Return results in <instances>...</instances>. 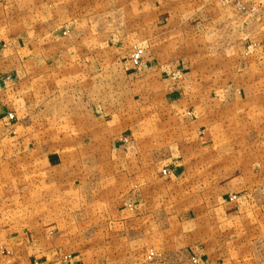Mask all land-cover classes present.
I'll list each match as a JSON object with an SVG mask.
<instances>
[{"label": "crops", "instance_id": "obj_1", "mask_svg": "<svg viewBox=\"0 0 264 264\" xmlns=\"http://www.w3.org/2000/svg\"><path fill=\"white\" fill-rule=\"evenodd\" d=\"M23 1L0 0V264H264V25ZM112 4L157 12L139 66L88 16Z\"/></svg>", "mask_w": 264, "mask_h": 264}, {"label": "rangeland", "instance_id": "obj_2", "mask_svg": "<svg viewBox=\"0 0 264 264\" xmlns=\"http://www.w3.org/2000/svg\"><path fill=\"white\" fill-rule=\"evenodd\" d=\"M37 0H31V3H34ZM59 1V3H64V6H66L65 3H68L67 0H56ZM66 1V2H65ZM183 1V0H180ZM23 0H17V3H20L18 6L22 7L23 5ZM219 4L221 6H234V5H223L220 1ZM255 4V2H249L247 4V8L253 6ZM64 6L62 11H60V15L62 18H67V19H71V17H77V12H73L72 8H68L67 10H64ZM113 9L111 11H103V10H95L92 11L90 13H88V16H90L91 18H93V20L95 21V23L99 24L101 29H105L107 31H111L115 34V36L117 35V37H119V35L122 37V40L125 38H128L129 42H132V51L131 54L133 52V49H135L136 47L143 49L142 47H139L138 44L140 45V42L144 39H146L147 37H149L151 31H152V27L148 24V22H151L156 14H153V12H135V11H119V10H115L114 5L112 4L111 6ZM50 10H55V4L51 5ZM238 10L239 16L242 17L241 19L244 21V26L245 28L248 25H251L252 23L255 24H262L264 25V10H256V11H249L248 9L246 11L243 10ZM138 22L140 24H142V26H138ZM244 28V29H245ZM119 34V35H118ZM121 40L120 38H116L113 40V43H120ZM204 41L202 42H198V45H193L195 48L199 47L202 55H215L216 53H218L219 51V45L216 46V44H208ZM191 45L187 44L186 46L183 45V50L184 51H188ZM245 47V54L247 55L248 53H250L254 47L256 46V44L254 43H250L249 45H241ZM115 48L118 47V45L116 44V46H114ZM217 48V49H215ZM130 50V49H129ZM144 51V49H143ZM130 54V55H131ZM145 54V51H144ZM143 54V57H144ZM142 57V59H143ZM131 59V56H130ZM142 62V61H141ZM141 64V63H140ZM139 64V65H140ZM138 65V66H139ZM135 66V65H134ZM155 254V253H154ZM154 256L150 257V254L148 255L149 259L154 258ZM66 258V257H65ZM64 258V259H65Z\"/></svg>", "mask_w": 264, "mask_h": 264}, {"label": "built area", "instance_id": "obj_3", "mask_svg": "<svg viewBox=\"0 0 264 264\" xmlns=\"http://www.w3.org/2000/svg\"><path fill=\"white\" fill-rule=\"evenodd\" d=\"M220 1L223 5H234L237 9L246 11L247 9L249 11H256V10H264V0H218ZM249 2H255L253 6L250 8H247V4ZM144 51L141 48L136 47L133 49V52L131 54V62L133 65L138 66L143 57ZM10 118H13V114L11 113L9 115ZM154 252L150 253V257L154 256ZM67 261V258L64 259Z\"/></svg>", "mask_w": 264, "mask_h": 264}]
</instances>
